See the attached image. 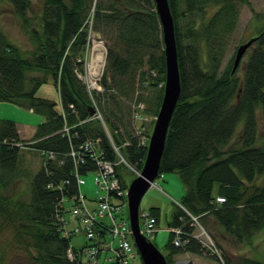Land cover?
Instances as JSON below:
<instances>
[{
    "label": "trees",
    "instance_id": "obj_1",
    "mask_svg": "<svg viewBox=\"0 0 264 264\" xmlns=\"http://www.w3.org/2000/svg\"><path fill=\"white\" fill-rule=\"evenodd\" d=\"M169 5L181 96L159 177L176 173L186 190L168 225L171 239L165 258L172 264L184 253L205 258L193 218L239 245L264 233V27L246 53L240 78L239 69L233 73L235 56L232 66L223 69L222 64L240 8L248 0H169ZM209 10L213 13L208 16ZM5 14L17 20L29 48L13 42L0 28V103L29 108L45 120L25 142L16 123L0 119V238L10 229L13 242L28 252L27 264H81L85 248H72V235L64 236L59 205L80 194L76 174L97 173L99 166L85 154V162L77 164L71 152L86 141H98L106 160H115V154L102 122L90 118L91 98L75 72L83 68L78 59L86 50L92 20V29L108 50L104 92H96L94 101L116 145L126 146L122 153L129 164L142 171L148 143L143 144L142 133L135 129L134 116L140 105L142 117L158 116L166 81L156 6L153 0H43L40 12H35L33 0H0V16ZM49 78L59 90L61 111L56 102L37 96ZM140 90L154 94L145 97ZM27 149L39 153L42 164L27 182L26 192L13 197L9 190L19 179L18 166ZM128 173L134 175L123 170L120 175L126 190ZM149 215L158 226L160 210L152 209ZM178 229L181 247L174 245L172 231ZM216 244L225 264H264L245 255H228L219 241ZM69 250L78 255L74 261ZM5 263L6 252L0 248V264Z\"/></svg>",
    "mask_w": 264,
    "mask_h": 264
},
{
    "label": "rangeland",
    "instance_id": "obj_2",
    "mask_svg": "<svg viewBox=\"0 0 264 264\" xmlns=\"http://www.w3.org/2000/svg\"><path fill=\"white\" fill-rule=\"evenodd\" d=\"M33 4L35 12H40L43 0H33ZM181 8H183L182 5ZM212 13L213 11L209 10L208 16ZM263 27L264 0H248V5L241 6L236 28L233 34L228 38V47L222 64L223 69L230 67V65L232 66L231 61L236 55V49L258 35ZM0 28L3 29V31L13 42L24 47L25 49L29 48L26 36L23 34L17 20L12 15L5 14L0 16ZM247 59L248 54L245 55L238 70L240 78L243 77L244 65ZM141 92H143L145 97H151L154 94V91L152 90H140L138 93ZM37 96L56 102L57 110L61 111L59 90L55 86L52 78H49L48 82L41 87ZM90 101L92 104L91 106L94 107L95 105V107L97 106V108H100L98 103H93V100ZM101 115L103 117L102 113ZM0 119L16 123L18 128H20V130L23 132L22 137H27V134L31 133V131L29 130H32L33 127H37L45 120L41 115L32 113L29 108L19 107L10 103H0ZM156 119L157 116L155 117L148 114L144 115L142 120L136 121L135 129H137L139 133H142L143 144H145L151 138ZM32 138H25L24 141L29 142ZM259 144H263L262 139L259 140ZM22 154L23 155L18 166L19 179L9 190V194L13 197L26 192L28 187L27 182H30L32 180L34 175L39 171L42 164V156L34 150L27 149L24 150ZM138 177L139 176H135L130 173L126 175L128 189L133 180ZM83 180L85 181V184L80 187V193L83 197H85L86 206L89 209L94 210L97 208V201L99 196L103 194V192H101L100 190L99 185L97 184L98 174L89 173L87 176L83 177ZM185 195L186 190L180 176L176 173H167L163 174L161 177L155 180V186L151 187L145 194L140 205V213L144 215L149 214L152 209L160 210L161 216L159 224L157 226L158 231L156 232V234H154L152 239H148L152 241V243L165 257L168 255L166 246L171 239V230H169L168 225L172 221L173 214L176 212L177 207L179 206V204H181ZM75 206V201H70L65 204L66 210L70 211H73ZM66 219L68 222L67 229L69 231H72L76 227H78V222L74 218H72L71 213H68V215H66ZM105 222L111 226V222L109 220H105ZM199 223L205 229V232L208 234V236H210L214 244H216L217 241L220 242V245L223 246L224 253L231 256L237 254L245 255L257 260H264V233L256 236V238L248 245H239L228 236H225L218 228L216 230L212 226L207 228L203 226L201 222ZM141 228L143 229V226H141ZM195 229V233L197 235L201 234L202 230L200 231V229L197 227ZM213 235L216 236V238L218 239L217 241L215 240ZM12 238L13 232L10 229L4 230V233H2L0 238V248L4 249V251L6 252L5 264H27L26 260L28 252L23 248V246H17L13 242ZM109 241L111 242V240ZM87 243L91 245V243L87 241L86 236L83 233L72 235V239L70 242L71 247L76 250H82L83 248H86ZM116 246L117 242H114V247ZM139 256L137 262H130V264H143ZM111 258H114V253L110 251H103L99 258L100 264H112L108 261ZM190 260H192L195 264H225L224 258L222 260L224 262H221L212 256L204 258L202 256H197L191 253H184L182 255H179L174 260H172L171 263L181 264L185 261L191 262Z\"/></svg>",
    "mask_w": 264,
    "mask_h": 264
},
{
    "label": "built area",
    "instance_id": "obj_3",
    "mask_svg": "<svg viewBox=\"0 0 264 264\" xmlns=\"http://www.w3.org/2000/svg\"><path fill=\"white\" fill-rule=\"evenodd\" d=\"M90 59V60H89ZM107 60V47L105 42L100 38L98 34L92 29V21L89 24L87 47L84 55L78 60V63L82 65V71H75L78 79L84 83L87 87V91L91 96L93 103L94 94L102 93L104 91L102 87V80L105 73ZM95 107V105H94ZM139 110L142 111L143 106H139ZM97 113L95 119L101 120L103 123L108 139L111 144V148L115 154V160L109 161L104 158V153L100 152L98 141H86L77 150H72L71 156L77 159V164L84 163L85 160L82 154L90 156L99 166L98 181L97 184L100 187L102 195L98 198L97 208L92 210L86 206L85 197L81 193L71 199H63L61 206L63 214L59 216V223H61L64 230V236L68 237L72 234L83 233L86 236L88 246L80 253L82 262L81 264H100L99 258L103 251H110L114 253V258L109 259L110 263L114 264H130V262H136L138 260L137 251L131 242L132 232L131 226L127 217V190L123 187L121 182V170L131 172L135 176H140L141 171L134 169L127 158L122 153V149L126 146L119 147L113 140L111 133L105 126L101 112L97 106L95 107ZM141 111L135 113L134 118L136 121L142 120ZM69 129L66 128L64 132L69 135ZM148 141L144 144L146 145ZM128 145V144H125ZM84 155V156H85ZM117 169L120 170V174L117 173ZM78 188L85 184L83 177L76 174ZM70 201H75L76 206L73 211L66 210L65 204ZM219 203H223L224 200L218 199ZM78 202V203H77ZM72 214L78 222V227L69 231L67 229L68 222L66 215ZM105 220L111 222V226L108 225ZM195 227H198L201 234L195 235V238L200 240L205 249V257L212 256L221 262L223 256L219 249L212 242L210 236L199 225L196 219L193 218ZM142 233L149 238H152L157 232L155 219L149 215L142 216ZM102 232H106L103 236ZM175 235L174 245L181 247L184 245L182 240V230H173ZM111 240V242L109 241ZM114 242H117V246L114 247ZM188 242V241H187ZM72 250L68 251V257L71 261L77 258ZM181 264H192L191 262H184Z\"/></svg>",
    "mask_w": 264,
    "mask_h": 264
},
{
    "label": "water",
    "instance_id": "obj_4",
    "mask_svg": "<svg viewBox=\"0 0 264 264\" xmlns=\"http://www.w3.org/2000/svg\"><path fill=\"white\" fill-rule=\"evenodd\" d=\"M153 1L163 32L166 81L162 104L150 138L145 164L141 175L133 180L129 186L127 199L132 237L143 264H168L165 256L152 241L142 233L140 226V205L145 194L155 184V180L159 178L171 120L181 96V76L175 34V21L169 5V0ZM257 40L258 38H252L237 49L233 63V73L239 69L246 53ZM89 114L91 117L95 116L96 110L90 107Z\"/></svg>",
    "mask_w": 264,
    "mask_h": 264
},
{
    "label": "crops",
    "instance_id": "obj_5",
    "mask_svg": "<svg viewBox=\"0 0 264 264\" xmlns=\"http://www.w3.org/2000/svg\"><path fill=\"white\" fill-rule=\"evenodd\" d=\"M32 113H34L32 110H30ZM18 127V126H17ZM18 131H19V134H20V137H21V139L24 141L25 140V138H32L34 135H35V133H36V131H37V127H33V129L32 130H29V131H31V133H28L27 134V137H22V131L20 130V128H18Z\"/></svg>",
    "mask_w": 264,
    "mask_h": 264
},
{
    "label": "bare ground",
    "instance_id": "obj_6",
    "mask_svg": "<svg viewBox=\"0 0 264 264\" xmlns=\"http://www.w3.org/2000/svg\"><path fill=\"white\" fill-rule=\"evenodd\" d=\"M91 21H92V20H91ZM96 34H97V33H96ZM98 35H99V34H98ZM99 36H100V35H99ZM100 37H101V36H100ZM106 47H107V46H106ZM107 53H108V50H107ZM79 59H80V58H79ZM79 59H78V60H79ZM106 62H107V60H106ZM78 64H79V63H78ZM79 65H81V64H79ZM81 66H82V65H81ZM105 70H106V68H105ZM104 76H105V73H104ZM103 78H104V77H103ZM102 82H103V80H102ZM102 82H101V84H102ZM102 87H103V85H102ZM103 89H104V88H103ZM87 92H88V91H87ZM103 92H104V91H103ZM103 92H102V93H103ZM88 93H89V92H88ZM95 95H96V94H94V97H95ZM90 98H91V96H90ZM91 100H92V98H91ZM96 103H97V102H96ZM91 107H93V106H91ZM93 108L95 109V107H93ZM61 110H62V107H61ZM95 110H96V109H95ZM99 110H100V109H99ZM96 113H97V111H96ZM95 115H96V114H95ZM94 117H95V116H93V117L90 116L91 119H95ZM103 120H104V119H103ZM104 122H105V121H104ZM102 124H103V123H102ZM103 126H104V125H103ZM105 126H106V124H105ZM106 128L108 129L107 126H106ZM104 129H105V127H104ZM108 131L110 132L109 129H108ZM105 132H106V129H105ZM110 133H111V132H110ZM106 135H107V133H106ZM111 135H112V133H111ZM112 137H113V135H112ZM107 138H108V136H107ZM108 140H109V139H108ZM113 140H114V137H113ZM109 142H110V141H109ZM114 142H115V141H114Z\"/></svg>",
    "mask_w": 264,
    "mask_h": 264
}]
</instances>
